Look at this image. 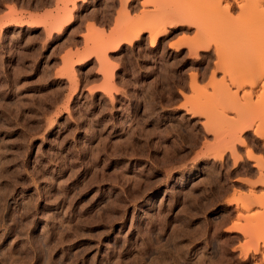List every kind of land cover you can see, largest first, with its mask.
<instances>
[{
  "label": "rangeland",
  "instance_id": "obj_1",
  "mask_svg": "<svg viewBox=\"0 0 264 264\" xmlns=\"http://www.w3.org/2000/svg\"><path fill=\"white\" fill-rule=\"evenodd\" d=\"M0 264H264V0H0Z\"/></svg>",
  "mask_w": 264,
  "mask_h": 264
}]
</instances>
